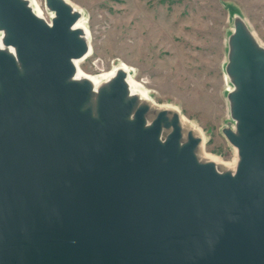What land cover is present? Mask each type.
Segmentation results:
<instances>
[{"label":"water","instance_id":"95a60500","mask_svg":"<svg viewBox=\"0 0 264 264\" xmlns=\"http://www.w3.org/2000/svg\"><path fill=\"white\" fill-rule=\"evenodd\" d=\"M50 23L0 0V264H264V47L235 19L226 76L233 174L199 139L128 97L72 78L87 51L64 0ZM163 128H170L164 140Z\"/></svg>","mask_w":264,"mask_h":264},{"label":"rangeland","instance_id":"374dc122","mask_svg":"<svg viewBox=\"0 0 264 264\" xmlns=\"http://www.w3.org/2000/svg\"><path fill=\"white\" fill-rule=\"evenodd\" d=\"M34 1L45 8L44 0ZM68 1L87 19L90 54L79 64L84 74L124 63L157 104L175 106L200 129L208 155L232 161L222 134L234 126L224 82L228 40L235 19H242L264 47V0Z\"/></svg>","mask_w":264,"mask_h":264},{"label":"bare ground","instance_id":"6f19581e","mask_svg":"<svg viewBox=\"0 0 264 264\" xmlns=\"http://www.w3.org/2000/svg\"><path fill=\"white\" fill-rule=\"evenodd\" d=\"M23 1L38 18L42 19L48 24L50 23V20L53 18V13L50 11H46V7L44 8L42 5L41 8L34 0ZM64 2L68 4L76 14H78V18L73 25V29L79 32V35L81 36L87 47V51L83 57L72 60V64L74 66V74L72 78L79 82H88V84L90 85L91 91L88 106L93 110L95 98L99 90L106 88L112 81V79L118 73L122 72L125 74L124 82L126 84L128 97L135 100V106L144 105L148 108V111L144 115L146 125H149L156 114L159 112H164L168 120L175 117L177 119V124L181 134L180 143H184L186 141V136L188 134L199 139V142L193 151L196 161H198L199 163H210L219 173L233 174L237 162L236 149L232 147L234 157L231 162H223L213 156L208 155L204 150L205 137L203 136L200 129L190 120H188L175 106L169 104H157L151 98L149 91L141 83L135 81L133 69L129 68L124 63L117 62L113 63L112 67L108 71L96 75L84 74L80 70L79 64L90 54V37L86 27L87 19L86 16L82 13L83 11L81 9L70 3L68 0H64ZM46 12L49 20L45 19ZM1 35L2 32H0V49L8 52L9 48L3 46L2 44ZM257 44L262 47L259 42H257ZM224 82L226 84V90L228 92H232L234 87L229 85V79L227 76H224ZM230 129L233 130V127H231ZM169 132L170 128L162 127L160 132V139L164 140Z\"/></svg>","mask_w":264,"mask_h":264}]
</instances>
